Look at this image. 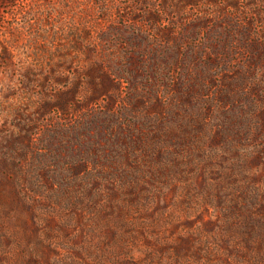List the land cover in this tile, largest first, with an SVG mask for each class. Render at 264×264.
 I'll return each instance as SVG.
<instances>
[{
	"label": "rangeland",
	"instance_id": "1",
	"mask_svg": "<svg viewBox=\"0 0 264 264\" xmlns=\"http://www.w3.org/2000/svg\"><path fill=\"white\" fill-rule=\"evenodd\" d=\"M0 264H264V0H0Z\"/></svg>",
	"mask_w": 264,
	"mask_h": 264
}]
</instances>
